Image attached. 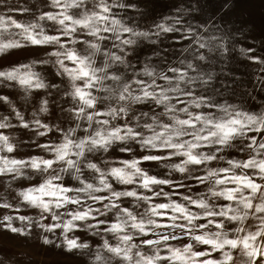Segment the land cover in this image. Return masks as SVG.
I'll return each mask as SVG.
<instances>
[{
    "label": "clouds",
    "instance_id": "9594fccd",
    "mask_svg": "<svg viewBox=\"0 0 264 264\" xmlns=\"http://www.w3.org/2000/svg\"><path fill=\"white\" fill-rule=\"evenodd\" d=\"M0 264H264V0H0Z\"/></svg>",
    "mask_w": 264,
    "mask_h": 264
}]
</instances>
